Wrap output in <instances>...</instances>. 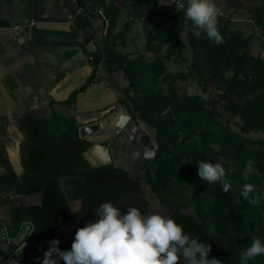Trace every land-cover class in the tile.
Here are the masks:
<instances>
[{
    "label": "trees",
    "instance_id": "obj_1",
    "mask_svg": "<svg viewBox=\"0 0 264 264\" xmlns=\"http://www.w3.org/2000/svg\"><path fill=\"white\" fill-rule=\"evenodd\" d=\"M74 2L87 18L100 10L102 67L107 73H122L132 94H128L129 104L125 99H120V103L132 118L152 129L154 158L145 180L157 203L170 210L167 216L182 226L184 234L210 245V253L216 259L225 264H241V251L253 237L264 243V138L247 136L251 131L264 132V58L250 52L251 34L243 37L238 29L230 28L227 19L218 17L224 42L217 45L206 34L199 38L193 35L192 22L184 11H160L146 2L128 0L126 18L117 29L119 6L114 0ZM251 16L264 36V0L254 7ZM134 20L140 21L144 52L153 54L151 61L143 53L129 57L116 49L125 44L126 31ZM181 32L190 61L186 73L173 78L165 75L163 92L157 83L166 72L161 46L165 45V57L177 47ZM81 48L91 71L56 107L74 110L76 96L94 82L96 62L89 61ZM187 75L200 81L202 88L208 81L222 86L224 108L230 117L237 118L234 124L238 131L207 118L198 95L179 94L174 79L184 81ZM56 107L48 115L25 122L18 149L23 171L17 179L0 156L4 167L0 188L13 189L18 194H40L38 205H18L12 213L14 223L30 222V236L39 243L41 252L49 250L45 241L69 218L77 229L85 227V221L96 222L95 210L102 203L111 202L122 214L130 206L138 207L142 214L148 213L138 182L128 178L124 170L111 164L88 165L82 152L90 141L78 135L73 114L58 112ZM208 143H215L217 151ZM201 160L223 164L231 183L228 192L222 190L221 182L208 184L198 176L197 163ZM249 183L255 186L250 195L259 199L258 204L249 205L241 195L243 185ZM72 201H80L73 213L69 208ZM72 242L67 250H71ZM246 264H264V255Z\"/></svg>",
    "mask_w": 264,
    "mask_h": 264
},
{
    "label": "crops",
    "instance_id": "obj_2",
    "mask_svg": "<svg viewBox=\"0 0 264 264\" xmlns=\"http://www.w3.org/2000/svg\"><path fill=\"white\" fill-rule=\"evenodd\" d=\"M114 1L120 10L118 1ZM99 11L87 18L74 0H0V156L16 179L23 171L18 149L24 138L25 122L48 115L91 71L81 47L89 61L96 62L94 82L76 96L74 110L60 107L56 110L63 114L79 113L78 121L74 114L73 117L76 124H84L78 129L87 140L101 130L109 132L110 142L125 128L130 141L138 138L129 126V113L117 102L120 93L115 88L116 75L105 72L101 64L103 23ZM15 24L21 27L20 31L12 29ZM106 86L115 89L108 92ZM94 109L97 113L90 118L92 123L86 125L81 114ZM90 154L93 156L88 155L89 158L100 156L98 151ZM3 171L0 164V174ZM59 182L62 187V181ZM39 199V193L18 194L13 189L0 188V229L8 237L7 243H0V258L21 246L31 226L26 221L14 223L13 208L38 205ZM67 230L69 225L61 226L51 241H60ZM25 245L21 251L24 254L44 253L39 245L30 242Z\"/></svg>",
    "mask_w": 264,
    "mask_h": 264
},
{
    "label": "clouds",
    "instance_id": "obj_3",
    "mask_svg": "<svg viewBox=\"0 0 264 264\" xmlns=\"http://www.w3.org/2000/svg\"><path fill=\"white\" fill-rule=\"evenodd\" d=\"M184 14L192 22L195 37L203 33L217 45L224 42L218 29V17L222 13L214 0H186ZM197 166L203 181L221 182L224 192L231 189L222 163L201 160ZM254 191L253 184L242 187L241 195L249 205L259 203L258 198L250 195ZM95 213L96 222L77 229L71 250L61 251L60 241H51L43 264H58L59 260L64 264H181V261L183 264H221L219 259L209 261L211 246L184 234L182 226L171 216L145 215L135 206L122 214L111 202L102 203ZM261 255H264V243L253 237L250 245L241 251V264Z\"/></svg>",
    "mask_w": 264,
    "mask_h": 264
},
{
    "label": "rangeland",
    "instance_id": "obj_4",
    "mask_svg": "<svg viewBox=\"0 0 264 264\" xmlns=\"http://www.w3.org/2000/svg\"><path fill=\"white\" fill-rule=\"evenodd\" d=\"M117 1L121 7L117 15V23H116V28L119 29L121 26V23L126 18V13L128 11V5L126 4L125 0H117ZM260 1L261 0H223V2L225 3L224 5L225 7L222 6V10L225 11L226 13L230 12V13H237L240 15L247 13L251 15V12L253 11L254 7L259 5ZM230 28L238 29L241 32V35L243 37L251 34V29L247 25H244L242 23L231 24ZM143 45H144V35L141 29L140 21L134 20L131 26H129V28L126 31L125 44L123 46H117L116 49L119 50L120 52L126 53L129 57H134L136 54L143 53L145 59H147V61H151L153 58V54L144 52ZM164 47L165 45L161 46L160 56L161 55L164 56V53H165ZM248 48L251 53H256L261 58H264V43L256 40L252 36V34L248 41ZM170 52L168 53L167 56L165 57L162 56V61L165 65L166 72L163 75L159 76V78L157 79L158 86L161 88L163 92L165 91L164 81H165L166 74L172 76L173 78L177 76L180 72L186 73V65L190 61V51L184 40L183 32L180 33V39H179V43L177 44V47L172 49V51ZM113 74L116 75L115 79H116L117 84L115 88L119 89L118 91L120 93L117 97V102L120 104V107H124L120 103L119 100L125 99V102L129 104L128 98H129V95L132 94V91L128 87V82L124 79L120 71L114 72ZM174 83L180 95H198L200 97V99L203 102L204 111L208 115L207 118L212 119L221 125H227L230 129L234 131H238L236 125L234 124V121H237V118L230 117L229 111L224 108V105L226 103V98L224 99L220 96V93L223 90L222 86H219L213 82L208 81L202 88L200 84L201 82L197 81L195 77L191 75H187L184 81L174 79ZM115 88L106 86L105 89L107 90L105 91L109 92L111 89H115ZM62 111L67 112L66 109H63ZM70 113L74 114L75 119L78 121L79 113H77L76 111H71ZM96 113H97V110L94 109V111L92 110V112H83V114H81V117L82 119L85 120L86 125H90L92 123V121H89V120L90 118L93 119ZM135 121L137 122V125L141 129L140 132L142 133V135H144L148 139V141H150L152 147H154V142L152 140L153 139L152 129L146 126L145 124H143L142 122H140V120L136 119ZM81 125H84V124H79L78 122L77 126L82 127ZM247 136L253 139L255 138L263 139L264 132L251 131L247 134ZM91 137H94L95 139L101 138V136L99 137L98 135H96V133H93ZM194 139L198 140V137L195 136ZM207 145L211 147L214 151H217L218 149V146L215 143H208ZM113 151L115 152V150ZM118 152L120 153V151ZM88 155H90L91 157L93 156L90 153H88ZM118 155L119 157H121L120 154H117V156ZM94 159L95 158H91L90 160H94ZM137 182L141 189L142 196L147 200L148 214H160L163 216H167L170 210L167 208H164L163 206L157 203L154 195L149 190L145 177H141L140 179H138ZM77 204H78V201L71 202V205L73 206V208H77ZM187 205H188L187 210L189 211V209H191L190 202H188ZM87 224L88 222L86 221L84 225H87ZM66 232L70 233L69 230H67ZM58 264H64V262L59 260Z\"/></svg>",
    "mask_w": 264,
    "mask_h": 264
},
{
    "label": "water",
    "instance_id": "obj_5",
    "mask_svg": "<svg viewBox=\"0 0 264 264\" xmlns=\"http://www.w3.org/2000/svg\"><path fill=\"white\" fill-rule=\"evenodd\" d=\"M122 111H124V109H122ZM127 116L129 118V126L132 127L133 130L135 128L137 130H139V128L135 124V119L132 118L129 114H127ZM119 126H121V125H119ZM126 129L127 128L122 129V130L120 129V131H119V133H118V135L116 136V139H115L116 142H118L116 153L118 151H120V152L122 151L121 145H125L126 147H129V150H130V154L128 155L127 160L123 164L118 165V164H116L114 162V159H115L114 151H113L112 148L108 147V144H109L108 142L110 140L109 132L106 133V132H103V131L99 130L98 133H96V135L101 136V138L100 139H95L94 137L89 138L90 145L82 152V157L88 163V165L91 166V167H96V166H102V165L111 164L113 167H117V168H121V169L127 170L128 166L132 162L135 163V162H138L140 160L144 161L146 159V160H148L151 163L153 161V158H154V149L151 147L150 141H148V139L145 137L144 138V143L142 142L143 145L140 144V141L137 142L136 145H134L133 141L132 140L130 141V139H128L125 136V133L127 131ZM115 131H116V129L113 130V132H115ZM78 135L80 137H84V134H82L80 129H78ZM127 144L129 146H127ZM94 151H98V153L100 154V157H98L97 159H94V160H90L88 158V153L94 152ZM149 167L152 168L151 165ZM61 189H62V187H61ZM39 203H40V199L38 200V204ZM79 207H80V201H78L77 208H73V206L71 205V202L69 204V208H70V212L71 213L75 212ZM87 222L90 223L89 220ZM26 223L28 225H30L29 221H26ZM63 225H69L70 226V230H69L70 233H68V237L69 238H74L75 237V233L77 231V226L69 218L66 222H63V223L59 224L53 230V232L51 233V236L47 238V240L45 242H46L47 245H49V247H50V241H51L52 237L55 236L56 232H58L60 227L63 226ZM83 226H86V225H83ZM30 230H31V226H30L29 231L26 233V235H25V237H24V239H23V241L21 243V246L18 247V249H17L18 252H17V250H13L9 254L1 256L0 264H3L4 261H6L7 259H9L11 257H15V258H17L19 260H24L27 257H35V258L36 257H43L44 258V254L43 253H41V255H39L38 253H33V254H31V253L24 254L22 252L19 253L20 249L27 242L34 243L35 245H39L38 242H36L33 238H31ZM193 239H195V238H193ZM17 253H19V254H17ZM207 258L209 259V261H212V260L216 259L210 252L208 253V257ZM182 263H183V261H182ZM221 264H225V263L221 262Z\"/></svg>",
    "mask_w": 264,
    "mask_h": 264
},
{
    "label": "built area",
    "instance_id": "obj_6",
    "mask_svg": "<svg viewBox=\"0 0 264 264\" xmlns=\"http://www.w3.org/2000/svg\"><path fill=\"white\" fill-rule=\"evenodd\" d=\"M127 1V0H125ZM128 1H140L146 2L149 5H154L160 11L168 8L172 11H184V6L186 4V0H128ZM214 3L221 10L220 18L227 19L231 24L242 23L247 25L251 29L252 36L264 43V36L261 32L260 26L255 22L253 17L250 14H237V13H226L222 10L223 0H214ZM12 29L20 31L21 27L17 24L12 25ZM8 237L6 232L3 229H0V243H7ZM43 257H27L24 260H19L15 257H11L4 261L3 264H43ZM1 261V259H0Z\"/></svg>",
    "mask_w": 264,
    "mask_h": 264
},
{
    "label": "flooded vegetation",
    "instance_id": "obj_7",
    "mask_svg": "<svg viewBox=\"0 0 264 264\" xmlns=\"http://www.w3.org/2000/svg\"><path fill=\"white\" fill-rule=\"evenodd\" d=\"M134 130H135L134 134L137 135L138 138L137 139H132L133 144L136 145L137 142L140 141V144L143 145V143H144V135H142V133L139 130H137L136 128ZM134 134H133V136H134ZM115 139L113 138L109 142L108 147L112 148L116 152L117 151L118 142H116ZM127 146H129V145L127 144ZM121 149H122V153L121 152L117 153V154H120L121 157H119V155L117 156V154H116L115 155V159H114V162L116 164H118V165L123 164L127 160L128 155L130 154L129 147H126L125 145H121ZM150 165L152 166V162L150 163L148 160L145 159L144 161L140 160V161L135 162V163L132 162L128 166L127 170H124V169H122V170H124L126 172V175H127L128 178H130V179H132L134 181H138V179H140L141 177H145L147 171H150L152 169V168L149 167ZM147 215H148V213H147ZM84 223H83V225H84ZM74 239H75V237L74 238H69L67 232L62 234V237L60 239V243L58 245V248L61 251L67 250L68 243L74 241ZM43 254H45V251H44Z\"/></svg>",
    "mask_w": 264,
    "mask_h": 264
},
{
    "label": "bare ground",
    "instance_id": "obj_8",
    "mask_svg": "<svg viewBox=\"0 0 264 264\" xmlns=\"http://www.w3.org/2000/svg\"><path fill=\"white\" fill-rule=\"evenodd\" d=\"M89 157H90V156H89ZM89 157H88V158H89ZM99 157H100V156H99ZM89 159H91V158H89ZM96 159H97V158H96Z\"/></svg>",
    "mask_w": 264,
    "mask_h": 264
}]
</instances>
